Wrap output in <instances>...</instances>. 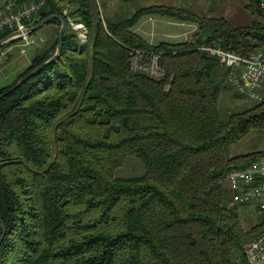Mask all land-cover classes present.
<instances>
[{
  "label": "trees",
  "instance_id": "trees-1",
  "mask_svg": "<svg viewBox=\"0 0 264 264\" xmlns=\"http://www.w3.org/2000/svg\"><path fill=\"white\" fill-rule=\"evenodd\" d=\"M43 2L29 27L62 15L83 24L86 41L67 21L59 56L5 93L55 52L61 22L50 19L54 37L0 86V264H238L242 243L264 229V208L232 203L225 175L264 155L230 151L264 134V97L224 112L229 69L200 46L264 49L259 1L244 0L245 24L171 4L106 17L96 0ZM146 16L208 33L149 43L134 31ZM135 52L143 63L158 54L164 75L134 69ZM128 157L142 174L116 175ZM248 211L254 223L244 228Z\"/></svg>",
  "mask_w": 264,
  "mask_h": 264
},
{
  "label": "built area",
  "instance_id": "built-area-1",
  "mask_svg": "<svg viewBox=\"0 0 264 264\" xmlns=\"http://www.w3.org/2000/svg\"><path fill=\"white\" fill-rule=\"evenodd\" d=\"M264 8V0H258ZM17 0H0V33L9 31L0 45V61L3 60L11 46H3L19 39L23 45L33 42L29 38V20L43 6V0L31 1L17 5ZM66 14V9L63 10ZM74 30L79 31L83 43L86 41L85 28L81 23L67 19ZM200 49L218 57L222 65L229 69L228 81L235 89L250 100L259 101L264 97V49H256L246 55L227 50L218 45L202 44ZM134 69L144 70L150 76L161 78L164 75L158 54H150L143 63V54H133ZM227 188L231 192L232 203L256 202L264 208V155L257 157L243 167L230 169L225 175ZM241 251L245 264H264V229L253 238L242 243Z\"/></svg>",
  "mask_w": 264,
  "mask_h": 264
},
{
  "label": "rangeland",
  "instance_id": "rangeland-1",
  "mask_svg": "<svg viewBox=\"0 0 264 264\" xmlns=\"http://www.w3.org/2000/svg\"><path fill=\"white\" fill-rule=\"evenodd\" d=\"M98 8L103 10L106 17L121 13L119 15H127L124 13L132 12L137 7L149 4H171L176 6H184L193 9L200 15L206 17H224L233 24H245L253 20L251 14L244 7V0H135L123 3L120 0H96ZM178 23L179 21L176 20ZM139 23V22H138ZM155 24V23H153ZM184 26L174 25L164 28L157 24V33L151 38L158 42L160 40L167 41H184V40H200L207 35V28L199 29L198 25L193 22H184ZM140 26V25H139ZM142 29V27H140ZM169 29V30H168ZM149 29H147L148 31ZM176 30V31H175ZM180 30V31H179ZM182 30V31H181ZM142 31V30H141ZM56 26L53 23H46L34 32L29 34L30 45H23L17 41L11 45L6 57L0 61V86L8 84L29 62L31 55L46 42L54 37ZM163 32V33H161ZM150 41V40H148ZM225 91V92H224ZM221 96V106L224 112H230L238 107L242 102H250L244 95L240 94L231 83L227 85ZM237 92L242 99L235 100L232 94ZM264 147V134L259 131H252L244 136L240 141L231 146L233 155L251 152ZM143 173V165L135 157H128L122 167L116 171L117 176H134ZM253 206H248L252 209ZM244 214L242 225L247 228L254 223V215L250 211Z\"/></svg>",
  "mask_w": 264,
  "mask_h": 264
},
{
  "label": "water",
  "instance_id": "water-1",
  "mask_svg": "<svg viewBox=\"0 0 264 264\" xmlns=\"http://www.w3.org/2000/svg\"><path fill=\"white\" fill-rule=\"evenodd\" d=\"M52 18H58L61 22L58 32H57V45H56V49L55 52L43 63H41L39 66H37L36 68H34L33 70H31L30 72H28L27 74H25L22 78H20L9 90H7L5 93H7L8 91L13 90L14 88H16L19 84H21L22 82H24L26 79H28L29 77H31L32 75H34L36 72H38L43 66H45L46 64L50 63L51 61H53L55 58H57L60 54V50H61V46H62V34L63 31L65 30L66 26H67V20L64 16L62 15H49L47 17H45L44 19H42L39 23H37L36 25L29 27L28 28V32H33L35 29L41 27L42 25H44L47 21H49ZM5 38L0 39V45L4 42ZM0 224L2 227V234L0 236V243L4 237V233H5V226L4 223L2 222V220L0 219ZM238 264H244V259L240 258L238 261Z\"/></svg>",
  "mask_w": 264,
  "mask_h": 264
},
{
  "label": "crops",
  "instance_id": "crops-1",
  "mask_svg": "<svg viewBox=\"0 0 264 264\" xmlns=\"http://www.w3.org/2000/svg\"><path fill=\"white\" fill-rule=\"evenodd\" d=\"M153 23H155V24H153ZM158 23L161 26H163L164 28H166L168 26L171 27L174 25H180V26L185 25L184 22L179 21L177 23L176 20L172 19V18L161 17V16H146V17H143L139 21V23L134 27V31L137 32L138 34H140L146 41L150 40V41H148L149 43H156V41H154L150 38L158 32L157 31V24ZM140 27H142V29H140ZM147 29H149V30L147 31ZM161 33H163V32H161ZM149 36H150V38H148ZM164 41H167V40H164Z\"/></svg>",
  "mask_w": 264,
  "mask_h": 264
}]
</instances>
